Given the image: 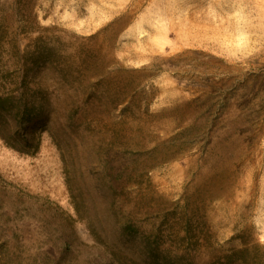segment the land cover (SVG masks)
Segmentation results:
<instances>
[{"label":"rangeland","instance_id":"374dc122","mask_svg":"<svg viewBox=\"0 0 264 264\" xmlns=\"http://www.w3.org/2000/svg\"><path fill=\"white\" fill-rule=\"evenodd\" d=\"M102 261L264 264V0H0V264Z\"/></svg>","mask_w":264,"mask_h":264},{"label":"trees","instance_id":"16d2710c","mask_svg":"<svg viewBox=\"0 0 264 264\" xmlns=\"http://www.w3.org/2000/svg\"><path fill=\"white\" fill-rule=\"evenodd\" d=\"M11 146H13V145H11ZM13 148H16L15 146H13ZM63 249H64V251H65V253L67 254V253H69V252H71L70 251V247H69V245L68 244H64L63 246ZM103 262V261H102ZM104 264H110V263H107V262H103ZM96 264H102V263H96Z\"/></svg>","mask_w":264,"mask_h":264}]
</instances>
